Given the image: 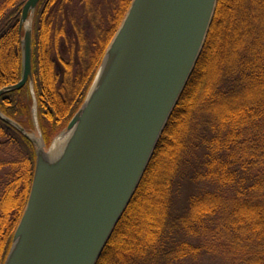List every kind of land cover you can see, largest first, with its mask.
Here are the masks:
<instances>
[{
    "label": "trees",
    "instance_id": "16d2710c",
    "mask_svg": "<svg viewBox=\"0 0 264 264\" xmlns=\"http://www.w3.org/2000/svg\"><path fill=\"white\" fill-rule=\"evenodd\" d=\"M25 1L0 0V89L21 78ZM131 1L38 3L31 68L44 142L45 122L63 130L81 107ZM31 108L29 84L0 97V112L29 131ZM0 159L3 264L36 156L33 144L1 119ZM214 222L245 264H264V0H217L194 70L97 264H172L196 256L195 239Z\"/></svg>",
    "mask_w": 264,
    "mask_h": 264
},
{
    "label": "water",
    "instance_id": "95a60500",
    "mask_svg": "<svg viewBox=\"0 0 264 264\" xmlns=\"http://www.w3.org/2000/svg\"><path fill=\"white\" fill-rule=\"evenodd\" d=\"M19 29L20 80L29 84L33 131L0 119L35 147L28 199L3 264H97L153 156L200 56L217 0H132L85 99L51 155L42 138L32 87V16ZM60 138V139H62Z\"/></svg>",
    "mask_w": 264,
    "mask_h": 264
},
{
    "label": "rangeland",
    "instance_id": "374dc122",
    "mask_svg": "<svg viewBox=\"0 0 264 264\" xmlns=\"http://www.w3.org/2000/svg\"><path fill=\"white\" fill-rule=\"evenodd\" d=\"M25 123L27 124L28 122ZM59 129V127L56 128L50 122H45L44 133H46L48 137V142L44 143L47 149L50 144L57 139L61 131L64 130ZM231 240L232 238L220 223L214 222L207 234L201 235L199 238L195 239V243L201 245L199 253L196 256H188L172 264H245L243 258L238 256L236 251L229 249Z\"/></svg>",
    "mask_w": 264,
    "mask_h": 264
},
{
    "label": "bare ground",
    "instance_id": "6f19581e",
    "mask_svg": "<svg viewBox=\"0 0 264 264\" xmlns=\"http://www.w3.org/2000/svg\"><path fill=\"white\" fill-rule=\"evenodd\" d=\"M62 137H59L55 142H54V145L52 147V150H51V155H55L57 153H59V151L61 150V147L62 145L64 144V142L66 141V137H63L62 139H60Z\"/></svg>",
    "mask_w": 264,
    "mask_h": 264
}]
</instances>
